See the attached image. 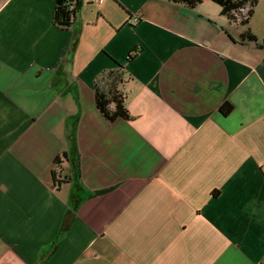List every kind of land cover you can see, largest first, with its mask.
I'll use <instances>...</instances> for the list:
<instances>
[{"label": "crops", "instance_id": "0c3cea01", "mask_svg": "<svg viewBox=\"0 0 264 264\" xmlns=\"http://www.w3.org/2000/svg\"><path fill=\"white\" fill-rule=\"evenodd\" d=\"M73 1L64 30L57 0H0V264H264V28ZM118 64L132 119L109 123Z\"/></svg>", "mask_w": 264, "mask_h": 264}, {"label": "trees", "instance_id": "16d2710c", "mask_svg": "<svg viewBox=\"0 0 264 264\" xmlns=\"http://www.w3.org/2000/svg\"><path fill=\"white\" fill-rule=\"evenodd\" d=\"M58 4L54 12V22L60 28L69 30L78 20L81 3L73 0H57ZM173 3L184 5L194 9L207 0H170ZM221 8V15L229 21L244 27L242 40L257 42V37L252 33L250 21L254 17L259 0H208ZM264 46V42L262 44ZM140 49L133 50L128 56V62H132L139 54ZM127 72L124 66H118L112 70L104 71L96 79V105L103 118L113 123L119 119L130 121L132 119L127 106V97L123 86L127 82ZM225 116L233 111V106L226 103L221 109ZM74 165V164H73Z\"/></svg>", "mask_w": 264, "mask_h": 264}, {"label": "rangeland", "instance_id": "374dc122", "mask_svg": "<svg viewBox=\"0 0 264 264\" xmlns=\"http://www.w3.org/2000/svg\"><path fill=\"white\" fill-rule=\"evenodd\" d=\"M207 4H210L209 6H211L214 10H218L221 12V9L217 4L215 3H207ZM262 8H263V11H261V13L256 16V19L254 20V17H253L251 20L249 28H251L252 33H254V28L258 31H262L261 29L264 28V7ZM240 28H244V27L241 26ZM259 37H264V36L259 34Z\"/></svg>", "mask_w": 264, "mask_h": 264}, {"label": "built area", "instance_id": "2783aa9c", "mask_svg": "<svg viewBox=\"0 0 264 264\" xmlns=\"http://www.w3.org/2000/svg\"><path fill=\"white\" fill-rule=\"evenodd\" d=\"M96 1H98V0H96Z\"/></svg>", "mask_w": 264, "mask_h": 264}]
</instances>
